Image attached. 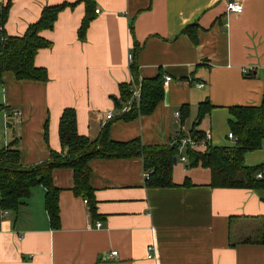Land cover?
Instances as JSON below:
<instances>
[{
  "label": "crops",
  "instance_id": "obj_1",
  "mask_svg": "<svg viewBox=\"0 0 264 264\" xmlns=\"http://www.w3.org/2000/svg\"><path fill=\"white\" fill-rule=\"evenodd\" d=\"M233 1L242 4V13H228ZM9 2L5 30L19 37L46 7L75 4L42 33L52 46L38 53L36 66L48 71V81L19 82L9 73L0 88L5 107L0 151L14 143L24 167L63 151L59 121L69 108L77 113L79 134L91 141L111 123L113 141L163 146L173 144L181 128L190 131L200 104L209 100L213 110L197 129L210 133L213 147L234 148L229 109L264 105V0H95L100 13L85 40L78 37L86 16L80 0H4V5ZM191 27L197 43L184 33ZM133 63L140 79L171 77L164 101L133 122L106 121L109 113L114 120L119 116L116 101L120 86L134 81ZM185 105L190 118L181 126L175 114ZM244 162L263 165L264 143ZM89 165L98 218L90 202L75 195L73 170H56L60 228L50 227L45 188H34L16 216L0 219V264H264V246H232L230 240L244 237L251 221L264 217V192L212 188L209 169L189 168V160L179 157L175 187L167 189L146 187L141 158L93 159Z\"/></svg>",
  "mask_w": 264,
  "mask_h": 264
},
{
  "label": "trees",
  "instance_id": "obj_2",
  "mask_svg": "<svg viewBox=\"0 0 264 264\" xmlns=\"http://www.w3.org/2000/svg\"><path fill=\"white\" fill-rule=\"evenodd\" d=\"M86 6V16L78 31L80 40H85L91 22L96 14L95 0H80ZM75 4L63 3L57 6L46 7L39 20L30 25L21 37L11 36L5 26L8 22L11 3L0 7V88L4 84V76L13 74L15 79L31 82L48 81V71L36 66V57L41 50L49 49L52 42L45 39L42 33L52 30L58 20L59 14ZM194 27L188 28V34L194 43L197 38L192 33ZM134 32L133 23L130 25ZM135 53L140 45L134 42ZM133 82L141 85L142 94L138 104L131 100V84L120 86V99L116 101L119 113L117 121L133 122L140 117L153 114L157 106L164 101V76L160 73L155 78L140 79L138 67L131 65ZM5 109L0 105V113ZM213 106L209 100L201 103L197 122L189 131L197 140L205 137V132L197 127L203 119L211 113ZM232 120L229 121L230 130L236 139L234 148L213 147L210 143L205 153L187 149L186 156L189 168L203 167L211 171V187L218 189H247L264 192V164L256 167H247L244 162L245 155L260 150L264 143V105L260 107H231L229 109ZM180 124L184 126L190 118L189 106L180 108ZM111 122V121H110ZM112 124L103 127L99 137L91 141L78 132L77 113L69 108L63 111L59 121V139L62 152H50L48 161L32 167L22 165L21 152L15 148L14 143L0 151V212L8 211L15 216L27 204L32 190L42 186L46 190L45 209L52 230L60 228V190L53 181L54 171L71 169L74 172V193L78 197L88 200L91 204V214L98 218L95 191L91 186L92 170L90 162L93 159H133L141 158L144 172L150 174L146 180L149 189H167L175 187L173 183L174 160L179 157V145L182 138L178 134V142L163 146H145L140 139L130 142L113 141L110 137ZM45 139L48 140V127L45 126ZM65 150H67L65 152ZM262 174V178L258 175ZM187 184V183H186ZM189 185V184H188ZM232 222V221H231ZM245 236L238 240L230 235L232 246L261 245L264 246V217L251 221ZM231 226V224H230Z\"/></svg>",
  "mask_w": 264,
  "mask_h": 264
},
{
  "label": "built area",
  "instance_id": "obj_3",
  "mask_svg": "<svg viewBox=\"0 0 264 264\" xmlns=\"http://www.w3.org/2000/svg\"><path fill=\"white\" fill-rule=\"evenodd\" d=\"M1 6H4V0H0V7ZM227 11H228V13L240 14V13L243 12V6H242V4L240 2L233 1V2H230L228 4ZM95 12H96V14H99L100 10L96 9ZM129 60H130V62H133V55L129 56ZM247 73H248V71L245 70L244 74H247ZM171 81H172L171 77H166L165 81H164V85L165 86L168 85ZM198 87H203V86L199 85ZM141 94H142L141 85H139V84H137V83L132 81V86H131V100H132V102H135L136 104H138L140 102V100H141ZM125 111L126 110L124 109L122 111V113H124ZM122 113H119V115H121ZM17 114H20V113H17ZM175 116L177 117L178 120H180V113L179 112H177L175 114ZM114 118H115L114 115L112 113H109L106 116V121H112ZM181 134H182V138L180 139V145H179V159H180V161L182 163L188 162V158H187V156L185 154V150L202 148V147L203 148H207L208 144L211 141L210 133L205 134V137L203 139H201V140H197L196 138H193L190 135L189 131L185 130L184 128H181ZM177 138L174 140V143L178 142ZM229 138L230 139H234V140L237 139L233 135V133L229 134ZM144 177H145V180H149L150 174L145 173ZM258 178H262V174H259ZM85 203L87 204L88 201L86 200ZM9 214H10V212H8V211H1L0 212V219L2 217L8 216ZM96 227L100 228L101 227V223H97ZM89 228L91 229V228H94V227L92 225H90ZM154 253H155L154 248L153 247H149L150 257H155V255L153 256ZM112 256H117V252L112 253Z\"/></svg>",
  "mask_w": 264,
  "mask_h": 264
},
{
  "label": "water",
  "instance_id": "obj_4",
  "mask_svg": "<svg viewBox=\"0 0 264 264\" xmlns=\"http://www.w3.org/2000/svg\"><path fill=\"white\" fill-rule=\"evenodd\" d=\"M174 163H175V164L177 163V159L174 160Z\"/></svg>",
  "mask_w": 264,
  "mask_h": 264
}]
</instances>
